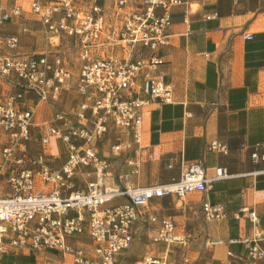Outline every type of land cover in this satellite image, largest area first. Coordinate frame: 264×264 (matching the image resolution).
Here are the masks:
<instances>
[{
	"label": "built area",
	"instance_id": "1",
	"mask_svg": "<svg viewBox=\"0 0 264 264\" xmlns=\"http://www.w3.org/2000/svg\"><path fill=\"white\" fill-rule=\"evenodd\" d=\"M100 1L85 6L76 0H30L26 10L22 0H0V264L27 250L31 257L49 254L56 259L43 264H120L139 222L147 225L153 244L178 248L183 264L190 263L186 252L192 241L152 204L208 194L214 180L207 178L202 163L183 165L179 178L167 184L133 183L146 151V111L174 102V89L157 69L164 64L159 53L171 45L167 31L174 10L184 1ZM26 13L50 45L71 38L80 46L77 102L44 123L37 121L39 109L59 101L73 74L55 53L22 52L26 28L3 33ZM113 137L114 143L104 149ZM53 139L59 145L56 154ZM209 150L226 154L228 147L214 141ZM122 158L131 170L118 173L110 185L111 167ZM251 159L264 165V148L255 147ZM227 176L220 168L215 180ZM200 206L207 223L229 215L223 203L203 199ZM232 220L249 221L251 233L226 243L209 238L204 247L236 246L224 264H264L261 215L244 207L232 213ZM133 264L173 263L166 255H145Z\"/></svg>",
	"mask_w": 264,
	"mask_h": 264
},
{
	"label": "crops",
	"instance_id": "2",
	"mask_svg": "<svg viewBox=\"0 0 264 264\" xmlns=\"http://www.w3.org/2000/svg\"><path fill=\"white\" fill-rule=\"evenodd\" d=\"M183 1L174 10L167 31L171 45L159 53L164 64L157 69L174 89V102L153 105L146 111V151L133 183L167 184L179 178L183 165L202 163L207 178L214 180L204 199L223 203L229 215L214 223L199 248L193 241L188 255L190 264H224L227 252L238 248L225 244L206 249V240L226 243L230 238L248 236L250 222L232 220V213L240 208H254L264 221V174L258 173L264 165L251 159L255 147L264 148V0ZM214 14L218 17L208 19ZM38 32L45 35L40 28ZM3 33L14 34L7 26ZM248 34L254 38L245 40ZM114 141L111 138L103 148ZM214 141L227 144L228 152L210 151ZM124 163V158L113 163L110 185L118 173L131 170ZM220 168L228 176L215 180ZM140 231L148 237L147 225L139 222L134 242ZM154 245L155 256L166 255L173 264H183L182 254L176 261L178 248ZM128 252L120 264H126L123 260ZM13 257L7 263H13Z\"/></svg>",
	"mask_w": 264,
	"mask_h": 264
},
{
	"label": "rangeland",
	"instance_id": "3",
	"mask_svg": "<svg viewBox=\"0 0 264 264\" xmlns=\"http://www.w3.org/2000/svg\"><path fill=\"white\" fill-rule=\"evenodd\" d=\"M30 0H22V4L27 10ZM81 5L89 6L92 2L102 3L100 0H76ZM35 18L28 13L25 14L24 18L20 22L15 24H9L7 27L14 34L21 33L23 28H26L28 32L21 35V51L22 52H32V53H55L59 55L71 73L73 74L72 81L70 83V89L64 92L59 101L50 104L49 106H42L38 111L37 121L39 123L48 122L57 112H68L74 107L77 102V96L74 91L75 80L79 73L80 67V46L78 42L71 38H62L58 43V46L50 45L46 35L38 32L39 24ZM35 96H32L34 99ZM36 100V99H35ZM33 100V101H35ZM36 101L33 103L35 104ZM145 144V139H144ZM58 143L55 139L52 140V152L56 154L58 152ZM204 196L201 194H194L188 196L184 201L176 198L165 199L161 201L154 202V207L159 211L160 215L171 217L180 227V231L187 235L190 241H194L193 246L197 248L203 242V239L207 234L213 230L214 223H207L202 215L201 209L199 207ZM192 248V244L190 246ZM156 245H154L148 237L140 231L136 237V240L126 254L123 260L126 264H133L146 254L151 255L155 251ZM176 261L182 254L181 250H176ZM190 252V251H188ZM186 252V256L191 262V258ZM153 255L155 252L152 253ZM31 252L29 250L25 251L22 255L21 253L14 256L12 261H20L23 264H43L45 261L51 260L56 261L54 256L49 254H43L39 256L35 254L31 257ZM10 261V260H9ZM190 264V263H189Z\"/></svg>",
	"mask_w": 264,
	"mask_h": 264
}]
</instances>
